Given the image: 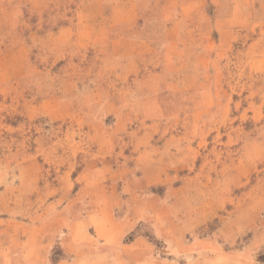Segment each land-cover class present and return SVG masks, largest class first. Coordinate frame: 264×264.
<instances>
[{
  "label": "rangeland",
  "instance_id": "374dc122",
  "mask_svg": "<svg viewBox=\"0 0 264 264\" xmlns=\"http://www.w3.org/2000/svg\"><path fill=\"white\" fill-rule=\"evenodd\" d=\"M0 264H264V0H0Z\"/></svg>",
  "mask_w": 264,
  "mask_h": 264
},
{
  "label": "trees",
  "instance_id": "16d2710c",
  "mask_svg": "<svg viewBox=\"0 0 264 264\" xmlns=\"http://www.w3.org/2000/svg\"><path fill=\"white\" fill-rule=\"evenodd\" d=\"M58 262V261H57Z\"/></svg>",
  "mask_w": 264,
  "mask_h": 264
}]
</instances>
